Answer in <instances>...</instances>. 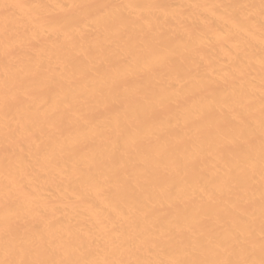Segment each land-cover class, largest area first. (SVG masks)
Returning a JSON list of instances; mask_svg holds the SVG:
<instances>
[{
    "label": "bare ground",
    "instance_id": "obj_1",
    "mask_svg": "<svg viewBox=\"0 0 264 264\" xmlns=\"http://www.w3.org/2000/svg\"><path fill=\"white\" fill-rule=\"evenodd\" d=\"M264 0H0V262L259 264Z\"/></svg>",
    "mask_w": 264,
    "mask_h": 264
},
{
    "label": "snow or ice",
    "instance_id": "obj_2",
    "mask_svg": "<svg viewBox=\"0 0 264 264\" xmlns=\"http://www.w3.org/2000/svg\"><path fill=\"white\" fill-rule=\"evenodd\" d=\"M261 151H262V158H264V137H262L261 141ZM262 251H264V242L261 244ZM0 264H17L15 261H5V262H0ZM28 264H42V262L39 261H31L28 262ZM234 264H255L254 261H247V260H240L237 262H234ZM259 264H264V256H262Z\"/></svg>",
    "mask_w": 264,
    "mask_h": 264
}]
</instances>
